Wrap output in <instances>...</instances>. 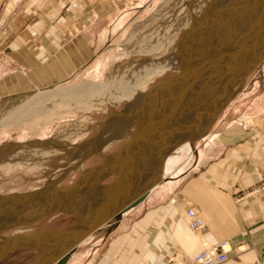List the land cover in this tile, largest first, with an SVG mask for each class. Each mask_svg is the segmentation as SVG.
Here are the masks:
<instances>
[{"label": "rangeland", "instance_id": "rangeland-1", "mask_svg": "<svg viewBox=\"0 0 264 264\" xmlns=\"http://www.w3.org/2000/svg\"><path fill=\"white\" fill-rule=\"evenodd\" d=\"M63 1L0 0V105L2 104L0 111L3 108L5 109L0 112V126L3 125L0 129V247L11 241L13 237L20 240L22 234H32L35 231L67 230L78 224L79 221H86L90 218V215L94 213L95 208L101 200L104 186L111 180L108 179L102 182L99 180L93 182V180L89 179L88 181L86 179L81 180L82 173L88 167L95 166L102 160V157L98 155L92 157V155L100 151L105 155L111 154L114 150L116 151V143L122 141L126 134L130 137L136 129V123L139 118L145 117L152 111L154 107L152 102L156 101V97L153 98V92L151 99L147 98V93L155 91L154 88L173 79L179 72H174L172 69H160L156 73L149 74L146 78H142L143 80L136 86V89L138 87L140 89L138 90L140 93L135 97L136 99L138 97L137 101L133 103V99L128 102L126 100H119L113 103L107 102L104 104L103 111L97 107H91V105H85L86 107L82 105V100L79 102L80 94L67 97V99L58 97L60 96L59 90L62 91L70 87L78 88L85 85H92L96 88L103 84L105 76L111 74V71L118 72L124 66L130 67L133 64L136 66L139 62H146L147 59L158 62L170 53V49H172L173 43L176 40L177 43H175L174 49L177 50L176 53L179 59V53L186 57L188 56L187 48L192 44L191 51H193L194 57L190 60L189 64H191L200 58L199 53L201 50L199 46L202 44L204 50L208 48V50L210 48L213 49V47L221 42L227 43L228 50L234 46L240 48L251 37L247 33L249 29L248 23L252 24L249 32L252 34V37L254 36V39L256 38L255 40L261 34V32L255 34V31L257 30L258 32L261 24H264V22H261L257 28L253 25L255 20L260 17L263 8H258L255 12L245 9L244 6H246L248 0H217L218 2H215L216 0H149L146 5H142L139 8H136L134 3H129V8L121 13L113 22L111 21L110 26L104 25L101 27L100 33L103 34L102 41L94 51L95 57L89 62L88 75L82 77L77 75L68 79L70 75H68V72L60 75L56 73V68L53 70V65H50L46 66L44 70L39 71V75H35L31 81H20L15 76L16 71L6 62L8 50L6 45L14 39L13 34L16 29L31 25L37 18H45L46 23L48 20V27L58 25V20L65 18L69 11L68 6L70 2L64 6ZM249 1L254 2L255 0ZM143 2L145 1L137 0L136 3L139 6ZM117 3L120 4L119 1L113 4ZM258 3L264 6V0H259ZM121 4L126 7L125 2ZM203 4H207V7L205 6L201 12L199 8L198 10L196 9V7H201ZM209 7H211V10L209 9L210 12L208 10L205 12ZM231 9H233L232 12L229 11ZM126 15L134 16L129 19L126 17L123 20ZM231 22H234L238 26L234 27L235 29L230 28ZM232 29L234 31L230 39L225 40L224 37L229 35ZM213 30H216L215 32L217 33L220 32L219 35L214 36ZM191 32H193L192 35H190ZM200 32L199 37L198 33ZM182 36L188 37L184 39V48H181L179 40V37ZM207 36L208 42L204 44L205 40L203 38H207ZM145 40H150L153 45L142 53L138 47L140 42ZM190 40L193 41L191 42ZM80 43L84 46V42L80 41ZM178 43H180L179 46ZM252 47L254 48L251 52L252 56L241 61L240 65L232 67L234 70L223 69L225 73L220 79L208 78L210 75H218L220 68L207 71L205 74L208 73L209 75H203L202 84H196V81L192 78V82L195 83H191L188 92L184 96L185 98L182 100L183 106L181 111L184 115L181 120L182 122L190 123L191 120H197L200 117L204 118L200 121V124H202H199L200 126L196 124L193 129H190L191 132L188 134L184 135L182 133L176 137L171 136L172 138L169 137L167 141L161 142L159 145L150 148V150L148 149L147 154L142 157L138 165L137 173L132 175L133 180L135 178L137 181L139 178L143 180L142 178L146 174L159 173L167 157L179 149H181L180 155L184 151L185 158L188 156L190 161H192L189 153L190 150L188 148L187 151L184 149V147H187V143L192 139H196L207 129L214 112L228 99L229 93L233 88L237 87V83L241 77L257 62L258 57L262 59L260 61L262 63L261 69H264V39L262 42L253 43ZM211 52L213 51L210 50L208 53ZM91 57H93V53L89 51V59ZM58 65L64 68V66H60L61 64ZM138 66L137 68L140 67ZM256 66L251 71L259 68L258 65ZM133 69H131L133 72L138 71L136 68ZM46 74L52 75L47 79H43L42 76ZM254 75L255 72L251 73L248 78ZM7 91L9 92L6 93ZM4 93L6 95H2ZM35 93H38L37 96H40L36 97L37 100L33 99V102L27 106L26 109L29 112L26 109L23 110L21 103L25 99L21 98L31 97ZM8 95L14 98L5 101L6 98L8 99ZM89 101L92 103L91 100ZM191 110L192 112H190ZM116 118L121 119L115 127L116 130L122 127L121 132L119 130L118 132L111 133L108 127L115 123L112 121ZM122 121L124 122L122 123ZM80 123L81 126H83L82 123H86L85 126L90 125L92 127L91 132L82 133L69 141H52L55 131L61 126H72V124L73 126H78ZM109 124L110 126H107ZM186 128L182 127L180 130L187 132ZM105 133L108 134L107 138H104ZM116 133L118 134L116 135ZM98 136L100 137L98 138ZM174 138L175 140L173 141ZM168 142H172V146L169 145V149L165 148ZM88 146H92L93 148L90 150ZM22 149L23 151L26 149L27 152L31 150L32 152H44L41 156V159H44L41 162L42 165L36 164L30 166L29 164L34 163L36 158L33 159L27 152L22 153ZM83 151L85 153H92V155H88V157L90 156L89 158L85 157L87 155L84 156ZM15 154H20L24 159H30L31 163H28L29 167L23 168L18 162L13 163L12 158ZM181 157L173 168L181 166L183 163ZM189 167L190 163H188L186 169ZM178 179L180 177L176 180ZM174 181L175 179L172 181L165 179L160 183H168L166 185L169 186L170 182ZM72 185L74 187L73 191L65 190V187ZM51 200L54 201V204L52 202L51 206L53 204V206L58 205L61 207L55 214L49 211L52 207L48 209L46 205ZM50 218L52 219L50 220ZM134 219L135 217L132 218V220ZM100 232H96L95 236ZM110 239L102 242L96 253L87 261L88 249L84 247L90 241L97 243L98 239L94 240L92 238L85 241V244H78L76 248V255L78 256L71 263L95 264L98 257L107 249L108 243L111 241ZM45 249L44 245L35 244L28 248L14 250L5 259L0 261V264H37ZM123 250L126 251V249H118L117 252Z\"/></svg>", "mask_w": 264, "mask_h": 264}, {"label": "crops", "instance_id": "crops-1", "mask_svg": "<svg viewBox=\"0 0 264 264\" xmlns=\"http://www.w3.org/2000/svg\"><path fill=\"white\" fill-rule=\"evenodd\" d=\"M116 1L120 4H113ZM144 1L138 6L137 0H64V6L70 2L69 11L65 18L58 20V25L48 27V20L46 23L41 17L15 30L14 39L6 45V62L22 82L31 81L50 65L60 75L71 74L68 79L86 76L94 51L102 41L101 27L110 26L111 21L129 8V3L139 8L149 2ZM133 16L126 15L123 20ZM89 51L93 53L90 59ZM261 65L235 87L214 113L207 129L187 143L192 161L180 179L169 186L165 183L154 187L160 185L161 179L146 190L141 203L116 222L101 228L98 235L95 233L94 240L98 242L90 241L84 247L88 249L86 261L102 242L111 238L95 264H193V257L203 246L220 241H226L230 249L225 264H264V191L258 190L257 179V173L264 179V69ZM51 75L42 77L47 79ZM107 137L105 133L104 138ZM129 139L126 134L116 143V149ZM95 155L102 157L97 166L110 154L100 151L92 157ZM152 174L138 181L128 178L129 198L138 195ZM114 177L111 171L100 181L111 179L110 183ZM189 208L196 210L204 223V228L197 233L190 231L184 222ZM118 249L126 251L117 252ZM74 256L67 264L73 263L78 255Z\"/></svg>", "mask_w": 264, "mask_h": 264}, {"label": "water", "instance_id": "water-1", "mask_svg": "<svg viewBox=\"0 0 264 264\" xmlns=\"http://www.w3.org/2000/svg\"><path fill=\"white\" fill-rule=\"evenodd\" d=\"M260 20L264 22V6L260 17L253 23L256 28L260 24L258 23ZM251 25V23L247 25L249 28L247 33L251 37L240 48L234 46L230 47V50L227 49L222 53L211 52L205 55V53H202L204 50L202 44L200 46V58L196 59L194 63L189 64L191 58L194 56L192 54L193 51H191L192 46H188L185 67L179 71L176 77L155 88L153 98L157 97L155 98L156 100L160 98V101L159 104L152 102L154 107L151 112L153 114L151 115L149 113L145 117L139 118L135 131L126 143L105 158L103 163L82 173L81 180L86 179L88 181L89 179L91 181L93 180V182L102 180L111 171L115 174L114 179L104 186L101 200L95 208L94 213L90 215V218L86 221H79L78 224L67 230L35 231L32 234H22L20 240L13 237L11 241L0 247V261L5 259L11 251L34 246L35 244H42L46 249L37 264H66L70 253L83 239L91 234H95L101 228L110 225L112 222H116L124 212L141 203L145 199L146 190L161 180V171L152 174V177L143 184L138 195L134 198H129L127 195L128 178L137 173L138 165L142 157L147 154L148 149L150 150V148L159 145L161 142L167 141L169 137H176L182 133L184 135L188 134L191 132L190 129H193L196 124L199 125L200 121L204 119L198 117L197 120H191L190 123L182 122L181 120L184 115L181 111L183 106L182 100L185 98L184 96L191 86L192 82L188 83V80L193 77V71L199 67H203L205 74L211 69L220 68L221 73L219 72L215 76V79L218 80L225 73L223 69L227 68V70H230L232 67L240 65V62L244 59L250 58L252 56L251 52L254 50L252 47L253 43L262 42L264 39V31H261L257 40H255L256 38L254 39V36L252 37V34L249 32L250 28H252ZM207 39L208 36L207 38H203L205 40L204 44L208 41ZM261 60L258 57L257 62L247 70L237 85L243 82L246 75ZM233 90L234 88L229 93L228 98L233 93ZM182 127H187V132L184 130L181 131L180 128ZM65 190L73 191L74 187L73 185L68 186L65 187ZM52 202L54 204V201L51 200L46 205L48 209L52 207L49 211L55 214L61 207L58 205L53 206V204L51 206Z\"/></svg>", "mask_w": 264, "mask_h": 264}, {"label": "bare ground", "instance_id": "bare-ground-1", "mask_svg": "<svg viewBox=\"0 0 264 264\" xmlns=\"http://www.w3.org/2000/svg\"><path fill=\"white\" fill-rule=\"evenodd\" d=\"M215 2H218L217 0L215 1ZM259 2V0H255L254 2H250L249 0L246 2V6H244V8L245 9H247V10H251V12H255V11H257L258 10V8L259 9H261V8H263V4H260V3H258ZM217 4V3H216ZM207 5V4H206ZM206 5H204L203 4V6H201V7H196V9L198 10V8H199V10H200V12L202 11V9H204V7L206 6ZM219 5H220V3H219ZM207 7V6H206ZM206 9V8H205ZM209 9L211 10V7H209L208 9H206L205 10V12L208 10L209 11ZM229 11H233V9H231V10H229ZM210 12V11H209ZM247 12V11H246ZM213 22V21H212ZM263 23V21H259L258 23ZM230 28H233V29H235L238 25L237 24H235L234 22H231L230 23ZM235 27V28H234ZM258 27V26H257ZM231 30L230 32H229V35H227L226 37H224V39L225 40H228V39H230V36H231V34H232V32L234 31V30ZM260 30V31H259ZM259 30H258V32H257V30L255 31V34H257V33H259V32H261L262 30L264 31V24H261V26L259 27ZM214 31V36H216L217 34L219 35V33H217V32H215L216 30H213ZM212 33V32H211ZM193 34V32H191L190 33V35H192ZM199 34V37H200V34H201V32L200 33H198ZM187 36V35H186ZM186 36H182V37H179V40H180V42H181V44L180 43H178V46H179V44L182 46L181 48H184V44H185V37ZM194 36H196V35H194ZM198 36H197V38H199ZM186 38H188V37H186ZM195 38V37H194ZM213 38H215V37H213ZM189 41V40H188ZM191 42L193 41V40H190ZM212 41V40H211ZM168 42V41H167ZM206 42H208V41H206ZM175 43H177V40L176 41H174V46H175ZM171 44V43H170ZM169 44V45H170ZM195 45H197L196 43H194ZM198 44H199V42H198ZM153 44L150 42V40H145V41H141L140 42V44H139V49L142 51V53H143V51H146V50H148L149 48H151V46H152ZM163 45V44H162ZM161 45V46H162ZM192 44H190V46H191ZM171 46V45H170ZM169 46V47H170ZM174 46L172 47V49H170V53H168L164 58H162V60H159L158 62L157 61H155V62H153V61H149L148 59H147V61L146 62H144V63H138V64H136V66H135V64H133V66H135V67H133V66H124L125 68H127V69H125L124 67L123 68H120L119 69V71L118 72H113V71H111L112 73L111 74H108V75H106L105 76V79H104V81H103V84L102 85H100V86H98V87H93L92 85L90 86V85H85V86H82V87H78V88H75V87H70V88H67V89H64V90H59L60 91V96H58V97H61V98H66L67 99V97H73V96H76V95H78V94H80V99H79V102H80V100H82L81 101V103H82V105H91V107L93 106V107H97L98 109H100V110H104V104H106L107 102L108 103H113V102H115V101H119V100H126L127 102L128 101H132L133 99H134V101H132L133 103L135 102V101H137V99H138V97H137V99L135 98L136 96H138L137 94H139L140 92L138 91V90H140V89H136V86L137 85H139V83L144 79V78H146V76H148L149 74H153V73H156L158 70H160V69H172L174 72H179L183 67H185V65H186V59H185V57L186 56H184L183 54H181V53H179L180 54V59L178 58L179 56L177 55V50L176 49H174ZM176 46H177V44H176ZM198 46V45H197ZM163 47V46H162ZM194 47V46H193ZM200 47V46H199ZM198 47V48H199ZM176 48V47H175ZM209 49V48H208ZM208 49H205V50H203L202 51V53H205V55H206V53H208L210 50L211 51H213L212 53H217V52H220V53H222V52H224L225 50H227L228 49V46H227V43L226 42H221L220 44H217L215 47H213V49L212 48H210V50H208ZM176 50V51H175ZM139 52V51H138ZM197 53V52H196ZM181 55H183V56H181ZM194 55V54H193ZM147 56V55H146ZM216 59V58H215ZM146 60V59H145ZM217 61V60H216ZM130 65V64H129ZM140 67H139V66ZM137 66L139 67V68H137ZM242 66V65H241ZM138 69V71H132L131 69ZM133 69V70H134ZM213 70V69H212ZM232 70H234V69H232ZM239 70H240V68H239ZM204 70H203V67H199L197 70H195V71H193V77H191V78H189V82L188 83H190V82H192V78H193V80H195L196 81V84H202V81H203V75H206V76H208L209 74L207 73V74H204V72H203ZM235 72H236V70H235ZM232 74V73H231ZM71 75V74H70ZM192 76V75H191ZM205 76V77H206ZM229 76V75H228ZM215 78V75L213 76V75H210L208 78ZM143 78V79H142ZM220 79V78H219ZM226 79V78H225ZM191 80V81H190ZM226 81V80H225ZM192 83H195V82H192ZM219 84V83H218ZM235 84V83H234ZM193 85V84H192ZM96 86V85H95ZM155 89V88H154ZM192 89V88H191ZM212 90V89H211ZM222 90V89H221ZM58 91V92H59ZM149 92V91H148ZM154 91H150L149 93H147V98H150L151 99V96H152V93H153ZM219 92V91H218ZM6 93H8V92H6ZM6 93H4V94H2V95H6ZM43 94H45L44 92H42ZM42 93H39V94H41V95H43ZM48 93V92H47ZM206 93V92H205ZM25 94H27V93H25ZM25 94H24V96H25ZM37 94L38 93H35V94H33L32 96H31V94H30V96L31 97H27V98H21V99H25V101L23 102V103H21V106H22V108H23V110L24 109H26L27 108V106L28 105H30L32 102H33V99H36L37 100V98H38V96H40V95H38L37 96ZM54 94V93H53ZM142 94V93H141ZM140 94V95H141ZM202 94V93H201ZM207 94H208V92H207ZM29 95V94H28ZM56 95V94H55ZM203 95V94H202ZM201 95V96H202ZM216 95V94H215ZM9 97H8V99L6 98V100L5 101H7V100H12L14 97L13 96H11V95H8ZM22 96V95H21ZM37 97V98H36ZM56 97V96H55ZM203 97V96H202ZM215 97V96H214ZM20 98V97H19ZM77 98V97H76ZM157 98V97H156ZM73 99V98H72ZM75 99V98H74ZM140 99V98H139ZM218 99V98H217ZM3 100V101H4ZM17 100H18V98H17ZM76 100V99H75ZM89 100H91L92 101V103L89 101ZM78 101V100H77ZM159 101H160V98L158 99V100H156L155 101V103H158L159 104ZM222 101V100H221ZM42 102V101H41ZM44 102V101H43ZM131 102V103H132ZM192 102H193V100H192ZM194 103V102H193ZM197 103V102H196ZM190 104H191V102H190ZM189 104V105H190ZM2 105V104H1ZM0 105V106H1ZM9 105V104H8ZM20 105V104H19ZM18 105V106H19ZM198 105V104H197ZM17 106V107H18ZM21 106H20V108H21ZM37 106H39V105H37ZM106 106V105H105ZM40 107V106H39ZM86 107V106H85ZM6 108V107H5ZM196 108H198V107H196ZM4 109V108H3ZM3 109L0 111V112H2L3 111ZM7 109V108H6ZM8 109H9V107H8ZM32 109V108H31ZM39 109V108H38ZM134 109V108H133ZM5 110V109H4ZM21 110V109H20ZM26 110H28V109H26ZM37 110V109H36ZM125 110V109H124ZM127 110V109H126ZM132 110V109H131ZM81 111V110H80ZM84 111V110H83ZM89 111V110H88ZM13 112V111H12ZM11 112V113H12ZM17 112V111H16ZM28 112H29V110H28ZM34 112H35V108H34ZM38 112V111H37ZM85 112V111H84ZM190 112H192V110L190 111ZM39 113H41V112H39ZM82 113V112H81ZM120 113H121V111H120ZM188 113V112H187ZM31 114V113H30ZM32 114H33V112H32ZM150 114L152 115L153 114V112H150ZM189 114V113H188ZM12 115V114H11ZM13 115H14V113H13ZM20 115H23V114H20ZM137 115V114H136ZM27 116V115H26ZM85 116V115H84ZM88 116V115H87ZM9 117H10V115H9ZM8 117V118H9ZM16 118H17V116H16ZM28 119V118H27ZM22 120V119H21ZM23 120H26V119H23ZM29 120V119H28ZM119 120H121V119H115L114 121H112V122H115L114 124H112L111 126H110V124L109 125H107V126H110V127H108L109 128V132H111V133H114L115 131H119L120 130V132H121V128L119 129V130H116V124L118 125V122H119ZM130 121H131V119H129ZM82 121V120H81ZM125 121V120H124ZM124 121H122V123L124 122ZM1 122V121H0ZM154 122V121H153ZM110 123V122H109ZM3 124V123H2ZM76 124V123H75ZM77 125V124H76ZM80 125V126H79ZM82 125L83 126H81V123L80 124H78V126H73V124H72V126H67V125H63V126H61L59 129H57L56 131H55V133H54V135H53V140L52 141H57V140H66V141H69V140H72L73 138H75V137H77V136H79L80 134H82V133H85V132H91L90 130L92 129V127L90 126V125H87V126H85L86 125V123L85 124H83L82 123ZM120 125H122V124H120ZM124 125V124H123ZM105 126V125H104ZM3 127V125L2 126H0V129ZM106 127V126H105ZM118 127V126H117ZM123 132V131H122ZM125 132V131H124ZM118 133H116V135H117ZM102 136V135H101ZM119 136V135H118ZM100 136H98V138H99ZM96 138V137H95ZM102 138V137H101ZM111 138H112V136H111ZM175 140V138L173 139V141ZM99 141V140H98ZM172 141V140H171ZM172 141V142H173ZM172 142L170 143V142H168L167 143V147H165V148H168L169 149V147L170 146H172ZM28 143V142H27ZM187 143V142H186ZM26 144V143H25ZM29 144V143H28ZM93 144V143H92ZM170 145V146H169ZM93 146V145H92ZM185 146H186V144H185ZM49 147H51V146H49ZM56 147V146H55ZM197 144L195 145V150L197 149ZM100 148V147H99ZM98 148V149H99ZM187 148L189 149V147H188V145H187V147H184V149L187 151ZM20 149V148H19ZM52 149H53V146H52ZM167 149V150H168ZM184 149H182V150H184ZM25 151H23V149H22V153H25V152H27L26 151V149H24ZM44 150V149H43ZM57 151V150H56ZM90 152V151H89ZM180 152H181V149H179V150H176L175 152H173V154L171 155V156H169V157H167V159L164 161V165H163V167L161 168V179L162 180H165V179H168V180H174L175 179V181H176V179L177 178H179L180 177V174L184 171V170H186V168H187V166H188V161H190V158L188 157V156H186V158L183 160V163L181 164V166H176V168H173L175 165H177V163L179 162V160H180V157H181V155L183 154L184 155V151H182V154L180 155ZM44 153V152H43ZM41 151H36V152H32V150L30 151V152H27V154L30 156V157H32L33 159L34 158H36V160H35V162L34 163H31L30 162V159H24V158H22V156L20 155V154H15V155H13V163L14 162H18V164L19 165H21L23 168H26V167H29V165L31 166V165H36V164H41V162L42 161H44V159L42 160L41 159V156H42V154H43ZM46 154V153H45ZM11 155V154H10ZM25 156V155H24ZM44 156V155H43ZM11 157V156H10ZM19 159V160H18ZM12 161H10L11 163H12ZM32 161V160H31ZM34 161V160H33ZM31 163V164H29L28 165V163ZM42 165V164H41ZM180 165V164H179ZM162 182V181H161ZM171 183V182H170ZM162 185H164V183H160V185H154V187H160V186H162ZM152 191H154V189H152ZM146 201H144L143 203H145ZM18 210V209H17ZM130 210V209H129ZM79 212V211H78ZM124 213H126V212H124ZM123 213V215H125ZM103 230V229H102ZM92 238H94V234H91V235H89L88 237H86L85 239H83L79 244H82V243H84L85 241H87V240H89V239H92ZM77 246L78 245H76V247H75V249L70 253V256H69V258H68V260H67V262L66 263H68V261L71 259V257H73L74 255H75V253H76V248H77ZM29 247V246H28ZM28 247H26V248H28Z\"/></svg>", "mask_w": 264, "mask_h": 264}, {"label": "built area", "instance_id": "built-area-1", "mask_svg": "<svg viewBox=\"0 0 264 264\" xmlns=\"http://www.w3.org/2000/svg\"><path fill=\"white\" fill-rule=\"evenodd\" d=\"M257 179L260 184L258 190L264 191V179L257 173ZM185 224L188 229L194 233L204 228L203 220L200 214L193 208H189L185 213ZM229 246L226 241H220L215 244L205 245L203 249L192 259L193 264H225Z\"/></svg>", "mask_w": 264, "mask_h": 264}]
</instances>
